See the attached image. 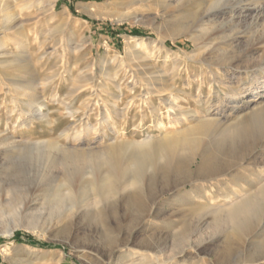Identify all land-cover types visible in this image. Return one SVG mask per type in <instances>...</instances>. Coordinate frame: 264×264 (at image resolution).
<instances>
[{
  "label": "rangeland",
  "instance_id": "1",
  "mask_svg": "<svg viewBox=\"0 0 264 264\" xmlns=\"http://www.w3.org/2000/svg\"><path fill=\"white\" fill-rule=\"evenodd\" d=\"M25 1L0 0V7L11 9L14 21H17L13 26L19 28H9L12 23L6 21L0 12V40L4 43L0 47V61H4L0 64V134L11 138L0 142V264H26L24 260L27 259L33 264H109V260L102 261L96 255L95 249L102 250L107 245L110 231L120 233L124 242L143 233L142 237L150 234V238L159 243H176L182 238L183 228L192 225L194 219L189 200L178 197L188 191L195 195L204 188L205 180L195 179L189 172L152 174L143 170L141 191L144 192L139 200L122 202L117 197L111 198L101 220L87 216L72 224L60 220L69 205L64 201L67 184L73 183L75 190L87 197L93 193L88 183L90 164L80 160L89 153L90 147L104 151L105 147L121 140L140 141L149 135L156 140L159 131L154 111L160 107L162 110L158 111L169 126L164 99H169L171 92L166 93L168 96L162 92L148 94L146 75L131 71L135 62L150 60L165 73L166 87L172 89L176 84L180 90L182 107L202 109V102L210 97L216 104L222 103L223 99L226 100L224 106L230 102V89L219 83L211 86L207 68L196 56L203 49L198 50L185 35L186 30L192 29L195 15L201 12L197 5L199 0H36V4ZM244 2L252 3L250 6L255 3L254 0ZM260 3L264 4V0ZM90 4L96 6L93 13L86 8ZM262 15L259 21L248 17L243 22H235L234 31L243 36L233 44L234 51L229 55L240 66L235 71L249 79L260 77L253 80L252 91L239 98L242 104L263 94L260 92L264 82L262 51L246 54L255 46L264 45V13ZM21 31L24 35H19ZM144 39L147 44L141 47L142 53L133 56L131 50ZM55 46L57 48L52 51ZM44 49L53 53L43 57ZM221 51L224 52L223 48L217 50L218 53ZM211 59L217 60L218 57L212 56ZM18 62H32L33 66L28 70L21 65L12 67ZM261 63V69H253L252 66ZM247 65L252 68H246ZM216 70L224 80L229 78L227 68ZM11 76L34 81L33 84L39 87L38 95L45 105L42 118H30V92L24 96L15 94L9 88L8 78ZM44 78L49 81L45 86L41 82ZM198 90L201 96L196 105L187 93L195 97ZM71 110L75 115L70 113ZM258 129L254 127L253 143L244 150L238 153L237 147H219L213 149L214 159L228 162L239 156L234 162L235 167L251 178L248 170L254 169V165L261 169L260 162L264 158L262 138L257 137ZM61 132L64 135H60ZM58 136V144L64 148L60 155L48 151L45 144ZM211 142L204 141L201 147L216 146ZM252 154L257 159H253ZM130 157L126 156L124 161ZM192 165L191 168L197 169L198 163ZM116 174L118 178L122 175L118 171ZM223 178L230 183L233 181L229 177ZM249 188L238 189L234 199L251 198L261 190L262 184ZM214 205L226 208L228 201L220 198ZM153 207L161 219L155 221L152 231L145 232V214ZM258 209L252 219V228L241 239H231L229 228L198 227L194 243H203L202 248L206 251L200 254L197 264H215L214 254L223 249L227 241H230L236 257L254 259L264 252V199ZM62 229L64 233H59ZM18 232L23 234V241L15 239ZM27 235L47 244V247H34L52 250L53 259L45 261L28 253L25 247L33 245L26 243ZM130 248L142 250L139 241ZM203 257L210 261L205 263ZM179 259L183 260L182 257ZM134 261L153 264V260L144 258Z\"/></svg>",
  "mask_w": 264,
  "mask_h": 264
},
{
  "label": "bare ground",
  "instance_id": "2",
  "mask_svg": "<svg viewBox=\"0 0 264 264\" xmlns=\"http://www.w3.org/2000/svg\"><path fill=\"white\" fill-rule=\"evenodd\" d=\"M231 1L232 0H199V4L197 5L201 12L195 15L192 29L185 31V35H187L198 47V50L203 49V51L199 54L197 53L196 56L198 61L207 68V79H209L208 81L211 86L215 83H219L223 84L225 88L230 89L231 95L229 94L230 102L228 105H223L226 101L225 99H223L222 103L219 102V104H216L215 100L212 101V97H210L205 102H202L203 110L198 107H182L179 103L180 96L178 92H180V90L177 85L173 84L172 89L167 88L166 74L158 70L156 65H153L154 63L152 61H140V59L138 62H135L136 64L133 65V69H130L136 74L146 75L144 79L148 94L151 92H162L165 94L171 92V97L169 99H164L168 107V115H166L167 111L165 115L170 120L169 126L165 124L162 114L158 111L160 107L159 109H154L155 124L159 131V136L156 140L154 136L149 135L147 138L140 141L121 140L115 145L105 147L104 151L101 148L94 149L95 147H90L88 150L89 153L85 154V157L80 160H83L85 164H90L87 173L91 175L88 180L89 186L93 190V193L91 192V198L75 190L73 183L66 185L67 190L64 193V201H68L69 205L68 208L65 209L62 220L60 221H64L66 224H72L86 216L93 220L103 219L107 210V202L111 198L117 197L122 202L139 200L144 192L141 191L144 186L142 182L143 170H145L146 173L152 174L155 172L158 174H161V172H189L195 179L201 178V180H205L203 190H199L195 195L190 194L189 191H185L186 193L181 194L179 197L177 196L179 199L189 200L188 205H190V211L194 215L193 224L189 226L186 225L183 228L182 238L179 241L172 245H170L168 241L159 243L150 238L152 235L148 234L146 237H142L143 233H139L135 239L133 238L134 240L128 239L124 242L122 241L120 233L114 234L110 231L107 245H105L102 250L99 248L95 249L96 255H99L102 261L109 260V264H137V262L134 261L136 258H144V260H153V264H197L200 254L206 251V248H202L203 243H194V236L198 232L196 230L198 227L199 229L203 227H215L216 229L229 228L231 239H241L243 235L252 228V219L258 214V207L264 199V158L261 159L262 161L260 162L261 169L254 165V169L251 168V170H248L253 177L250 178L249 175L242 174V172L238 171V168L235 167L236 164H234V162L239 159V156L233 158L236 160L219 162L213 157V149H219V147H237L239 150L236 152L239 153L241 150H244L245 147L253 143V137L255 136L254 132H256L254 131L255 126L259 127V135L256 134L258 135L257 137L262 138L261 145L264 146V82L260 87L262 89L260 92L263 93L260 97L250 99L247 102L245 101L246 103L244 104L239 103V98L245 97L252 91V87L254 88L255 83L253 80H257L260 77L254 76V79H249L242 76V74H238V71L236 72L235 70L240 66L233 58L230 59L229 56L231 52L234 51L235 45L233 44L243 37L234 31L236 20H239L240 23L248 19V17H251L253 21H259V16L264 13V4L260 3V0H254L255 3L253 2V6H250L252 3L244 2L245 0H239L238 2H234V0ZM25 2H33L36 4V0H26ZM93 7L96 6L92 4L86 6L91 13L95 11ZM0 12L6 21L12 23L9 28L19 29L13 26V22L16 20L14 21V14L9 7L2 5L0 7ZM19 35H24V33L21 31ZM131 39H133V37H131L130 40ZM3 44V41L0 40V47H2ZM146 44L147 41L145 39L141 40L138 42V46L131 50V54L135 57L140 55L142 53L141 47ZM220 47L223 48L224 52H217V50L220 51ZM56 48L57 46L52 47V51ZM252 51H262L261 59L264 61V45L255 46L252 50L247 51L246 54L248 55ZM48 53H51V51H49V49H44L43 57H46ZM251 55L252 54L249 56ZM212 56H217L218 59L212 60ZM3 62L4 61H0V64ZM18 65H21L26 70L33 66L32 62L28 64L18 62L13 64L12 67ZM4 67H8V65L4 64ZM214 67L227 68L226 72H228L227 77L229 78L224 80L219 76V73ZM252 67L253 69H256V67L261 69L262 63ZM252 67L247 65L246 68ZM114 70L116 72L119 71L117 69ZM236 77L238 80L234 81L233 79ZM18 79L16 76L9 77V86H11L9 88L17 95L22 94L24 96L27 92H30V118H40L43 114L45 105L41 95H38L39 87L33 84L35 83L34 81L31 82L27 79ZM78 79L79 77H77L76 80ZM41 82H43V86L49 83L48 78L41 79ZM76 87L79 88L80 85H76ZM187 94L193 97L196 105L200 103L201 92L199 90L195 97L190 93ZM165 96H168V94ZM182 99L184 101V98ZM214 109L217 111L214 112ZM70 113L74 114L75 111L71 110ZM124 114L125 113L122 112V115ZM109 120H111L110 116ZM60 135H64V132H61ZM59 137L60 136L55 139H50L45 143L48 147V151H54L58 155H60L61 152L62 154L64 153V148L58 144L60 140ZM10 139L11 138L6 135L2 136V134H0V142L9 141ZM204 141H212L211 143H215L217 147L213 146L214 148L209 147L208 149H203L201 146ZM42 146L43 145L40 147ZM236 152L234 151V153ZM128 155H131V157L127 161H124ZM252 158L257 159L255 154H252ZM109 163L112 164V166H110ZM194 163H198L197 169L191 168ZM100 164L104 166L100 167ZM117 171L122 173L120 178L117 177ZM221 177H229L233 181L230 183L224 178L221 179ZM257 184H262V188L251 198L244 197L237 200L234 199L238 193V189L242 190L245 186L254 188ZM224 188H226L225 191ZM220 198H224L228 201V207L223 208L214 205V202ZM90 200L91 202H89ZM144 219L147 228L145 232H150L153 230L155 221L161 219V217L158 211L153 207L147 211ZM171 222L174 223L173 220ZM59 233H64V230H60ZM220 240L221 239H218L217 241ZM136 241H139L142 250L130 248L131 244ZM25 249L30 254H36L38 258H44L45 261L53 259L52 250L50 249L41 250L28 245ZM214 255H216L215 264H264V252L254 259L250 257H236L230 241H227L226 246ZM180 257H182L183 260L181 259L180 261ZM203 260L205 263L210 261L205 257H203ZM24 262L26 264H33L29 259L24 260Z\"/></svg>",
  "mask_w": 264,
  "mask_h": 264
},
{
  "label": "trees",
  "instance_id": "3",
  "mask_svg": "<svg viewBox=\"0 0 264 264\" xmlns=\"http://www.w3.org/2000/svg\"><path fill=\"white\" fill-rule=\"evenodd\" d=\"M64 1V0H62ZM23 234L21 232H18L16 233L15 235V239L18 240V241H23ZM26 243L30 244V245H33V246H41V247H47L48 245L43 243V242H40V241H37V240H34L32 237H30L29 235L26 236Z\"/></svg>",
  "mask_w": 264,
  "mask_h": 264
}]
</instances>
